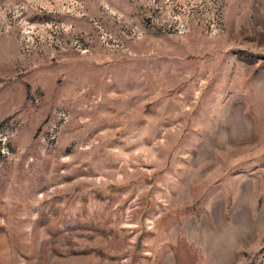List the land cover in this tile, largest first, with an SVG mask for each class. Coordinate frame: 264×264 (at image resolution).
<instances>
[{
    "label": "rangeland",
    "instance_id": "rangeland-1",
    "mask_svg": "<svg viewBox=\"0 0 264 264\" xmlns=\"http://www.w3.org/2000/svg\"><path fill=\"white\" fill-rule=\"evenodd\" d=\"M0 264H264V0H0Z\"/></svg>",
    "mask_w": 264,
    "mask_h": 264
}]
</instances>
